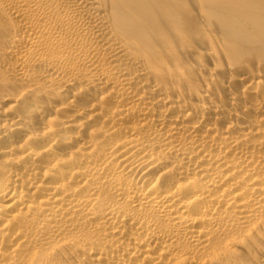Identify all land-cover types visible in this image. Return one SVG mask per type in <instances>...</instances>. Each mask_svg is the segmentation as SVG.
I'll return each instance as SVG.
<instances>
[{
  "label": "bare ground",
  "instance_id": "obj_1",
  "mask_svg": "<svg viewBox=\"0 0 264 264\" xmlns=\"http://www.w3.org/2000/svg\"><path fill=\"white\" fill-rule=\"evenodd\" d=\"M0 264H264V0H0Z\"/></svg>",
  "mask_w": 264,
  "mask_h": 264
},
{
  "label": "rangeland",
  "instance_id": "obj_2",
  "mask_svg": "<svg viewBox=\"0 0 264 264\" xmlns=\"http://www.w3.org/2000/svg\"><path fill=\"white\" fill-rule=\"evenodd\" d=\"M188 1H195V0H188ZM253 55H255V54H253Z\"/></svg>",
  "mask_w": 264,
  "mask_h": 264
}]
</instances>
